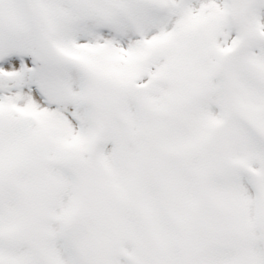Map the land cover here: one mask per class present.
<instances>
[{"label": "snow or ice", "instance_id": "snow-or-ice-1", "mask_svg": "<svg viewBox=\"0 0 264 264\" xmlns=\"http://www.w3.org/2000/svg\"><path fill=\"white\" fill-rule=\"evenodd\" d=\"M0 264H264V0H0Z\"/></svg>", "mask_w": 264, "mask_h": 264}]
</instances>
